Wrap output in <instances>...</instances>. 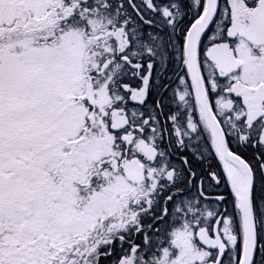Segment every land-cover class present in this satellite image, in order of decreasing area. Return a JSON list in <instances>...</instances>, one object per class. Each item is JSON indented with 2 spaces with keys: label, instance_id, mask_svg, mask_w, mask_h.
Segmentation results:
<instances>
[{
  "label": "snow or ice",
  "instance_id": "snow-or-ice-1",
  "mask_svg": "<svg viewBox=\"0 0 264 264\" xmlns=\"http://www.w3.org/2000/svg\"><path fill=\"white\" fill-rule=\"evenodd\" d=\"M0 264H264V0H0Z\"/></svg>",
  "mask_w": 264,
  "mask_h": 264
}]
</instances>
